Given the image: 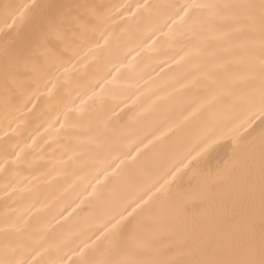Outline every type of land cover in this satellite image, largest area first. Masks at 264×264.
Segmentation results:
<instances>
[{
    "label": "bare ground",
    "instance_id": "1",
    "mask_svg": "<svg viewBox=\"0 0 264 264\" xmlns=\"http://www.w3.org/2000/svg\"><path fill=\"white\" fill-rule=\"evenodd\" d=\"M75 2L98 6L101 19L57 68L8 94L0 77V259L5 229L24 264H79L81 251L101 247L97 236L134 195L129 176L148 169L147 181L162 180L209 118L217 64L238 68L182 8L247 0Z\"/></svg>",
    "mask_w": 264,
    "mask_h": 264
},
{
    "label": "snow or ice",
    "instance_id": "2",
    "mask_svg": "<svg viewBox=\"0 0 264 264\" xmlns=\"http://www.w3.org/2000/svg\"><path fill=\"white\" fill-rule=\"evenodd\" d=\"M182 11L194 32L212 27L210 38L225 41L238 68L217 64L223 76L195 146L173 155L162 180L147 181L148 169L129 176L134 195L122 199L97 236L102 246L81 251L79 264H264V0L190 3ZM0 19L8 94L57 68L101 14L75 0H27L0 3ZM215 105L221 111L212 114ZM236 112L245 118H231ZM15 254L5 229L0 264H24Z\"/></svg>",
    "mask_w": 264,
    "mask_h": 264
}]
</instances>
